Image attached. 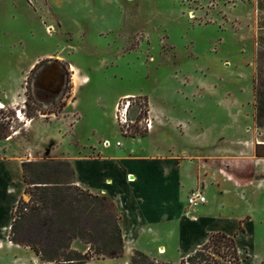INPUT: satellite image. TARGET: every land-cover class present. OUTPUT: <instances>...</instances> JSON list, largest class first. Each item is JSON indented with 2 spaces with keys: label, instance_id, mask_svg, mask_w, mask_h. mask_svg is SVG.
<instances>
[{
  "label": "rangeland",
  "instance_id": "1",
  "mask_svg": "<svg viewBox=\"0 0 264 264\" xmlns=\"http://www.w3.org/2000/svg\"><path fill=\"white\" fill-rule=\"evenodd\" d=\"M60 76L62 87L56 83ZM124 93L136 94L135 138L148 134L139 125V108L150 106L146 96L151 102L165 97L181 121L165 128L171 143L198 147L203 154L226 148V155L205 159L212 174L254 173L261 181L264 168L257 167L249 148L264 145V126L257 123L258 108L264 123V0H0V133L8 136L0 139V157H10L0 163V185L21 190L19 162H33L41 166L29 179L45 184L30 190L60 189L37 201L25 193V184L19 211L28 209L18 214L15 231L24 245L3 242L0 264H35L28 244L64 262V253L92 254L104 242L102 205L89 198L93 207L87 208V197L77 190L85 189L60 162L71 163L85 185L100 182L89 172L97 166L83 165L85 146L102 147L108 137L113 147L131 142L113 111ZM229 93L243 100L246 116L231 117L215 107ZM259 152L264 155V146ZM254 180L246 195L255 219L238 240L243 264H264V184ZM215 216H204L210 229L229 235L239 230L234 221ZM190 230L185 221L183 237ZM126 261L125 255L88 264Z\"/></svg>",
  "mask_w": 264,
  "mask_h": 264
},
{
  "label": "crops",
  "instance_id": "2",
  "mask_svg": "<svg viewBox=\"0 0 264 264\" xmlns=\"http://www.w3.org/2000/svg\"><path fill=\"white\" fill-rule=\"evenodd\" d=\"M135 95L134 93L119 95L113 106L114 115L116 105L121 99ZM146 97L151 106L152 116L156 118L153 129L146 136L133 137L131 142L121 143L119 147L116 144L109 148L85 146L88 150L83 157V165L85 168L97 166L95 170L91 169L89 172L93 171L100 182L93 186L85 185L78 179L77 172L71 164L77 185L116 204L125 245L124 256H127L126 264L135 250L148 253L149 256L153 255L164 262L179 263L203 246L211 234L228 233L225 229H210L204 218L206 214H216L215 217L218 216L221 220L235 222L239 229L234 234L239 249V238L252 230L255 219L253 211L248 207L249 198L246 195V190L250 188L248 185L254 180V173L238 176L224 173L222 177L218 172L212 174L206 160L220 158L228 153V149L215 147L210 153L203 154L198 147L171 143L166 138L165 128L171 124L170 122L178 127L181 121L174 118L165 97L160 99L158 97L153 102L149 96ZM214 103L221 112H226L231 117L235 116L234 112L242 117L244 116L242 114L246 113L243 100L235 99L231 93L225 96L223 94L218 102ZM109 140H111L109 137L105 139ZM142 145L145 147L142 148ZM138 146L141 148L140 153L137 151ZM256 146L253 143L249 148L254 155ZM89 150L96 155L93 157ZM8 158L10 157H0V163L7 162ZM255 162L257 167L264 168V158L256 156ZM18 169L22 182L21 190L14 188L12 183L14 180L10 181L12 185L10 183L5 185L3 182L0 185V245L6 242L9 246H19L10 241L12 213L25 195L21 162ZM254 182L264 184V177L261 181ZM193 190L202 191L206 197L205 204L197 207L188 205V197ZM207 190L208 196L205 193ZM234 210L236 215H231ZM259 215L262 216L260 213ZM185 221H189L191 227L189 232L191 236L186 235L187 239L183 237L182 232ZM241 228L245 230L242 232ZM175 244L171 257L170 247ZM184 245L187 246L186 250H183ZM30 260L35 264H57L45 262L36 254Z\"/></svg>",
  "mask_w": 264,
  "mask_h": 264
},
{
  "label": "trees",
  "instance_id": "3",
  "mask_svg": "<svg viewBox=\"0 0 264 264\" xmlns=\"http://www.w3.org/2000/svg\"><path fill=\"white\" fill-rule=\"evenodd\" d=\"M262 116H263L262 111L258 108L257 123L259 126H264V123L261 121ZM7 137H8L7 135L0 133V139H4ZM263 146L264 145L256 146L255 154L259 158H264V155L259 152L260 148H263ZM60 164L65 166L70 172V176L72 177V179L76 180L75 171L72 165H70L71 163L67 161H63V162H60ZM38 166H41V165L38 163H33V162H26L22 164L24 183L27 185L25 193L30 195L31 199H34V200H36L40 195H43L48 199L50 196V193H53V195H55L58 192H60V189H58V186L53 187L54 189H51V190L41 189L39 194H36L35 192L30 190L31 186H33V188H37V186L45 184V183L39 182L36 179H29L28 177V173H30L34 167H38ZM69 183L70 182H68V184ZM56 184L63 185V183H59V182H57ZM76 189L77 188H74V190ZM77 190L80 193H83L84 196L87 197V201L89 198L92 200L96 199L102 205V215L105 216V219L107 221H105L106 237L104 239V242L101 244V246L96 248L92 254H81L79 252L70 250L69 254H66V253L63 254L67 256V260H65L64 262H58L54 257L45 258L44 254L42 252H39L36 249V246L34 243L28 244L27 246L31 247V249L36 253L38 257H40L41 260L45 262H49V263L88 264L90 261L94 259L100 260V259L122 258L125 252V249H124L125 245H124V239H123L122 231L120 227V217L118 215L116 204L108 198L100 199L97 196H93V194H91L87 190H85V192L79 189ZM41 198L44 199L43 197ZM37 201L39 200L37 199ZM24 204L25 203L23 199H21L18 205L15 207L12 213L13 222H12L11 232H10V241L13 242L14 244H18L22 246L24 244H21L16 239L15 231L20 221L19 216L22 217L21 213H23V210L28 209L27 205H25L19 211V207L23 206ZM92 207H93V203L91 201H88L87 208L90 210ZM241 231H244L243 228H241ZM66 249H70L69 246H66ZM128 264H243V259L241 258V254L237 247L236 235L228 236L225 233H213L209 236L208 241L202 247H200L198 250H196L194 253H192L188 257L182 259L179 263L164 262L156 258H152L151 256H149L143 251L135 250L130 257Z\"/></svg>",
  "mask_w": 264,
  "mask_h": 264
},
{
  "label": "built area",
  "instance_id": "4",
  "mask_svg": "<svg viewBox=\"0 0 264 264\" xmlns=\"http://www.w3.org/2000/svg\"><path fill=\"white\" fill-rule=\"evenodd\" d=\"M133 99L135 97H125L121 99L115 109V120L120 127L123 135L133 138L134 127L137 125L136 120L132 118ZM140 128L145 133H149L156 122V118L152 116L150 106L146 103L144 107L139 108ZM103 146L109 148L111 146L109 141H104ZM116 146H121V142H117ZM206 203V197L200 190H193L188 197V205L190 207H197Z\"/></svg>",
  "mask_w": 264,
  "mask_h": 264
},
{
  "label": "water",
  "instance_id": "5",
  "mask_svg": "<svg viewBox=\"0 0 264 264\" xmlns=\"http://www.w3.org/2000/svg\"><path fill=\"white\" fill-rule=\"evenodd\" d=\"M57 81H58V82H56V83L59 85V86H58V85H57V86H58V87H61V82H62V81H61V80H57Z\"/></svg>",
  "mask_w": 264,
  "mask_h": 264
},
{
  "label": "bare ground",
  "instance_id": "6",
  "mask_svg": "<svg viewBox=\"0 0 264 264\" xmlns=\"http://www.w3.org/2000/svg\"><path fill=\"white\" fill-rule=\"evenodd\" d=\"M53 28L52 26L49 27V29ZM87 81V79H85ZM2 104L0 103V108H2Z\"/></svg>",
  "mask_w": 264,
  "mask_h": 264
},
{
  "label": "flooded vegetation",
  "instance_id": "7",
  "mask_svg": "<svg viewBox=\"0 0 264 264\" xmlns=\"http://www.w3.org/2000/svg\"><path fill=\"white\" fill-rule=\"evenodd\" d=\"M60 77H61V76H60ZM60 79H61V81L63 82L64 77H61ZM62 82H61V85H63ZM61 87H62V86H61Z\"/></svg>",
  "mask_w": 264,
  "mask_h": 264
}]
</instances>
